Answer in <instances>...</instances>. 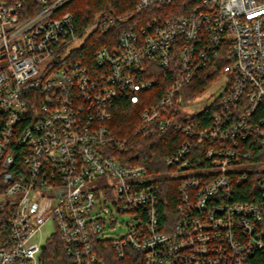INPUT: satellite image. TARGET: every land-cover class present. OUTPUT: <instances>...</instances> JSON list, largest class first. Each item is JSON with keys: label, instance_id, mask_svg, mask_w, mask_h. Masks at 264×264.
Segmentation results:
<instances>
[{"label": "built area", "instance_id": "2783aa9c", "mask_svg": "<svg viewBox=\"0 0 264 264\" xmlns=\"http://www.w3.org/2000/svg\"><path fill=\"white\" fill-rule=\"evenodd\" d=\"M72 1L0 0V264H48L56 241L71 264H247L264 250V0H140L136 12L189 11L122 30L94 63L76 52L121 18L101 14L80 36ZM154 68L172 79L153 103ZM206 69L227 82L197 129L181 107ZM143 102L137 135H186L162 176L113 154L126 140L112 121ZM161 179L178 180L171 224Z\"/></svg>", "mask_w": 264, "mask_h": 264}, {"label": "trees", "instance_id": "16d2710c", "mask_svg": "<svg viewBox=\"0 0 264 264\" xmlns=\"http://www.w3.org/2000/svg\"><path fill=\"white\" fill-rule=\"evenodd\" d=\"M140 0H73L65 10L74 15L75 29L80 36L85 30L96 22L101 14H110L120 17L107 33L94 30L84 40V45L76 52L75 58L87 63H94L95 52L105 44H115L118 42L119 34L122 30L134 28L140 30L146 25V22L154 14L164 12L165 17H177L187 14L188 8H180V3L169 6H156L146 9L142 12H136V5ZM184 9V10H182ZM204 70L200 75L185 88L186 99L192 102L196 101L206 90V88L216 82L222 73L208 74ZM157 79L156 89L144 96H150L151 102L159 100L160 96L171 83L170 73L161 69L154 68V75ZM149 103L139 105L126 104L114 120L111 127L114 130L118 140L126 143L123 147L113 154L123 162L142 164L147 166L151 171L164 175L168 171L165 160L173 154L186 139V135L180 131H172L157 137L146 138L136 134V129L141 125V112ZM215 104L205 106L203 109L196 111L190 117V122L194 123L197 129H203L211 123V117L215 111ZM186 122L184 119H180ZM200 146L201 148L205 147ZM251 183L248 184V186ZM158 194L160 198V214L162 220L171 224L178 219V180H160L158 185ZM237 201H253L246 196H238ZM108 250V249H107ZM48 264H71L66 257L64 248L59 241L50 242L48 249L44 254ZM108 264H116L110 259ZM247 264H264V250L258 251L256 255L249 260Z\"/></svg>", "mask_w": 264, "mask_h": 264}, {"label": "rangeland", "instance_id": "374dc122", "mask_svg": "<svg viewBox=\"0 0 264 264\" xmlns=\"http://www.w3.org/2000/svg\"><path fill=\"white\" fill-rule=\"evenodd\" d=\"M227 79L226 77H220L216 82L209 85L204 93L194 102L188 104V106L181 107V112L183 115L189 114L187 117L190 118L192 113L195 111H199L203 109L205 106L210 105L218 96H220L223 92V89L226 85ZM117 218L119 223H123L125 226L126 223L129 221V215L127 214H117ZM119 226L117 227V230L111 232L109 235V239H113L117 236L124 235L127 232L126 227ZM50 229H46V233H48Z\"/></svg>", "mask_w": 264, "mask_h": 264}, {"label": "water", "instance_id": "95a60500", "mask_svg": "<svg viewBox=\"0 0 264 264\" xmlns=\"http://www.w3.org/2000/svg\"><path fill=\"white\" fill-rule=\"evenodd\" d=\"M45 248H46V246L44 245V246H43V249H45Z\"/></svg>", "mask_w": 264, "mask_h": 264}]
</instances>
